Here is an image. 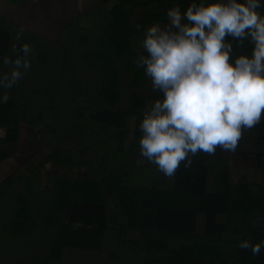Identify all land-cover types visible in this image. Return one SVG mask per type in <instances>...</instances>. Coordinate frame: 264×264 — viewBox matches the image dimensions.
I'll use <instances>...</instances> for the list:
<instances>
[{
    "label": "trees",
    "instance_id": "16d2710c",
    "mask_svg": "<svg viewBox=\"0 0 264 264\" xmlns=\"http://www.w3.org/2000/svg\"><path fill=\"white\" fill-rule=\"evenodd\" d=\"M192 2L101 0L55 40L0 14V75L13 45L33 49L23 79L0 88V163L22 125L41 141L0 182V264H264V249L238 247L264 240V114L234 152H201L171 179L139 154V123L162 98L135 64L144 32Z\"/></svg>",
    "mask_w": 264,
    "mask_h": 264
},
{
    "label": "clouds",
    "instance_id": "9594fccd",
    "mask_svg": "<svg viewBox=\"0 0 264 264\" xmlns=\"http://www.w3.org/2000/svg\"><path fill=\"white\" fill-rule=\"evenodd\" d=\"M264 8L261 0H199L182 12L178 5L166 12L167 23L157 22L144 32L146 55L135 61L162 93L139 123V154L167 178L192 157L215 155L219 147L234 152L244 130L261 122L264 114ZM140 26L137 25V28ZM21 28L15 39H22ZM252 45L251 55L236 56L232 41ZM33 49L13 45L15 59L3 57L8 72L0 88L11 89L31 68ZM5 92L0 102L6 103ZM256 223H262L257 216ZM241 250L258 257L264 240L239 242Z\"/></svg>",
    "mask_w": 264,
    "mask_h": 264
},
{
    "label": "crops",
    "instance_id": "0c3cea01",
    "mask_svg": "<svg viewBox=\"0 0 264 264\" xmlns=\"http://www.w3.org/2000/svg\"><path fill=\"white\" fill-rule=\"evenodd\" d=\"M101 0H0V14L50 39H57L61 29L71 22L76 12L85 11ZM264 4V0H261ZM264 15V8L258 9ZM29 133L25 141L21 134V150L13 157L0 163V182L15 171L26 159L32 156L40 146L35 131L22 125L21 131ZM24 128V129H23ZM32 143L29 144L28 143ZM25 150V152H23Z\"/></svg>",
    "mask_w": 264,
    "mask_h": 264
},
{
    "label": "rangeland",
    "instance_id": "374dc122",
    "mask_svg": "<svg viewBox=\"0 0 264 264\" xmlns=\"http://www.w3.org/2000/svg\"><path fill=\"white\" fill-rule=\"evenodd\" d=\"M261 118H262V117H261ZM26 126H27V125H26ZM24 128H25V127H24ZM24 128H23V129H24ZM34 131H35V130H34ZM22 132H23V135H24L25 141H27L28 138H30V137H29V133L26 131V128H25V130L21 131V134H22ZM35 133H36V132H35ZM36 134H37V133H36ZM37 136H38V135H37ZM21 137H22V136H21ZM38 138H39V137H38ZM39 140H40V138H39ZM29 144H32V143L30 142V143H28V145H29ZM40 147H41V141H40V146H39V148H40ZM39 148H38V149H39ZM38 149H37V150H38ZM20 150H21V149H20ZM37 150H36V151H37ZM23 152H25V150H24Z\"/></svg>",
    "mask_w": 264,
    "mask_h": 264
},
{
    "label": "built area",
    "instance_id": "2783aa9c",
    "mask_svg": "<svg viewBox=\"0 0 264 264\" xmlns=\"http://www.w3.org/2000/svg\"><path fill=\"white\" fill-rule=\"evenodd\" d=\"M30 1H38V0H30Z\"/></svg>",
    "mask_w": 264,
    "mask_h": 264
}]
</instances>
